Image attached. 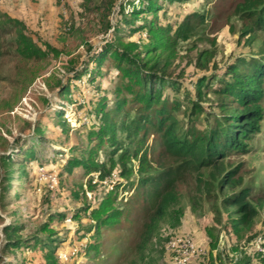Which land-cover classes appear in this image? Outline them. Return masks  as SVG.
Returning <instances> with one entry per match:
<instances>
[{
  "label": "rangeland",
  "instance_id": "1",
  "mask_svg": "<svg viewBox=\"0 0 264 264\" xmlns=\"http://www.w3.org/2000/svg\"><path fill=\"white\" fill-rule=\"evenodd\" d=\"M149 1L112 0L110 6V0H0V15L25 24V31L17 28L12 36L4 38L0 33L1 41H15L22 33L52 49L28 69L11 56L0 58V156L10 154L17 171L26 162L22 153L27 149L36 153V160L27 162V176L15 171L8 193L3 195L0 189V257L5 256L1 264H177L180 250L168 246L177 238L191 243L188 264H264V121L261 131L247 143L249 152L234 153L228 161L241 169L236 192H250L258 211L255 224L251 228L236 225L240 216L235 208L224 206L228 192L220 193L218 180L213 182L211 174L201 172L203 183H197L191 169H184L177 184L180 199L169 207L152 242L138 250L140 231L149 219L147 201L142 198L143 189H132L133 176L122 174L126 169L137 172L145 153L152 171L172 166L176 159L170 162L164 155L160 138L149 124L142 126L141 136L150 132L142 151L138 152L140 136L127 145L120 160L125 163L119 161V154H111L109 142L96 141L104 125L100 105L106 98L107 110L115 107L120 74L113 61L101 66L96 57L119 36L139 45V54L144 53L151 43V22L174 37L178 30L185 33L174 71H167L169 81L157 90L163 94L160 103L174 106L168 125H175L184 140L191 136L189 129L206 132L219 118L234 116L236 94L252 73L250 64H264V33L258 31L250 10L242 13L247 0H160L157 13L156 8H146L130 24L131 14L145 9ZM6 23L0 17V24ZM18 69L25 70L20 75ZM231 86L235 89L227 96L212 92ZM262 88L264 108V84ZM35 127L42 130L41 135L34 134ZM117 139L123 141L124 135L118 132ZM85 152L95 162L106 163L102 171L77 167L67 172L69 161ZM53 173L57 175L54 182L46 179ZM140 176L136 173L133 178L137 184H141ZM111 192L119 222L102 226L97 236L93 213ZM9 224L23 227L20 234L25 243L14 255L3 253L2 228ZM34 237L43 243H35ZM52 241L53 254L44 248L45 242ZM67 252L73 256L63 261L62 253Z\"/></svg>",
  "mask_w": 264,
  "mask_h": 264
},
{
  "label": "trees",
  "instance_id": "2",
  "mask_svg": "<svg viewBox=\"0 0 264 264\" xmlns=\"http://www.w3.org/2000/svg\"><path fill=\"white\" fill-rule=\"evenodd\" d=\"M158 1L160 0H150L145 9L134 11L129 23L133 24L136 17L144 13L146 8L150 10L156 8L155 13H157L159 11ZM245 3L249 4L242 9V13H248L250 10L249 12H252L256 17L254 24L258 31L264 33V0H247ZM112 4L113 2L110 0L109 5L112 6ZM241 8L242 6L238 7V9ZM0 17L2 20H7L6 24H0L1 37L6 38L14 35L17 28L25 31L24 22L6 14H1ZM149 27L148 37L151 43L148 44L144 53L139 54L141 51L139 45L128 42L127 39L119 36L115 37V41L107 45L102 54L96 57V61L99 60L101 66L107 60L113 61L114 67L120 73L114 90L117 97L115 107L108 111L106 98L100 105L99 112L104 117V125L101 132L97 134L99 138H96V141L101 139L103 143L109 142L111 154H119V161L124 160V155L129 149L127 145L134 143V140L141 136L142 126L149 124L151 132L156 133L155 135L160 138V146L164 150V155L168 157L170 162L173 161L172 158L176 159L171 163L172 166L165 165L160 171L155 167L152 171L150 170L151 159L145 153L142 155V161L137 172L134 173L133 170L126 169L122 174L124 178L133 176L130 181L132 189H143L142 198L147 201L146 208L149 219L144 221L142 231H140L138 250L142 251L152 242L159 224L169 215V207L180 199L177 193V184L178 177L184 169H191L192 175H196L197 183H203L201 172H204V176L206 171L213 177V182L218 180L217 185L221 187L220 193L228 192L224 195V206L235 208L236 213L240 216L236 225L251 228L258 216L257 207L250 199L249 191L239 190L236 192L241 185V169L238 165L232 167L228 161L231 160L230 158L234 153L249 152L247 143L261 131V123L264 121L262 105L264 64L256 66L250 64L252 73L244 80V89L236 94L237 107L234 109V116L228 117V120L224 118L223 121L222 118H219L206 132L199 133L197 129H189L190 141L184 140L180 138L181 135L176 131L175 125H168L174 106L164 101L160 103L159 100L163 94L160 92L159 94L158 91L162 90L165 83L169 81V78H166L167 71L170 72L171 68L172 72L174 71L175 60L179 58L177 57L179 41L185 39V33L178 30L174 37V34L170 35L165 27L158 26L155 22H151ZM2 41L0 39V58L6 55L11 56L13 58L11 60H16L22 65L27 64L26 69L31 68V65L36 66L48 54V49L52 50L47 45H43L41 41L37 42L33 37H28L22 33L18 35L15 41H8L6 44L4 40ZM135 50H138L137 54L134 53ZM200 66L203 67L204 65L200 63ZM24 70L18 69V74H23ZM13 80L12 82H14ZM234 89L235 86H231L226 90L216 89L212 92L216 95L227 96ZM65 91L68 89L62 93ZM61 115H59L60 118ZM61 123V127L66 126L64 121ZM118 132L124 135L123 141L117 139ZM41 133L42 130L39 127L34 128L35 135H41ZM149 133L148 131L146 135L142 134L138 144V152L142 151L145 136H150ZM94 134L93 132L92 135ZM22 154H24L26 162L20 163L17 171L14 169L15 163L10 154L0 156V171L2 172H0V189L3 195L8 193L15 171L22 177L27 176V162L30 164L36 160V153L33 149H27ZM109 160L113 159L109 158ZM120 162L125 163V161ZM105 164L95 162L93 156L89 152H85L81 154L80 158L75 156L69 161L67 172L72 173L77 167H83L85 170H101ZM115 166L116 163L112 161L111 169ZM227 166L230 167L227 168ZM136 173L137 176L141 175L138 180L141 184H137L133 179ZM104 174L107 173L104 172ZM113 188L112 191L114 192L119 190V186ZM137 197H139L138 193L135 195V198ZM115 199L116 197H113L111 192L101 207L93 213V218L98 222L96 226L97 236H99L102 226H107L113 220L116 223L119 222L116 216L119 214V208L114 204ZM104 215L106 216L104 217ZM22 230L23 227L10 224L2 228L5 243L3 246L4 254H16L25 243L22 234H20ZM41 230L45 232L48 227L46 228L44 225ZM33 240L35 243H43L37 237H34ZM51 243L53 241L45 242L44 248L50 249L53 254L54 249H52ZM97 249L98 247H95V251ZM4 257H0V264L4 261Z\"/></svg>",
  "mask_w": 264,
  "mask_h": 264
},
{
  "label": "built area",
  "instance_id": "3",
  "mask_svg": "<svg viewBox=\"0 0 264 264\" xmlns=\"http://www.w3.org/2000/svg\"><path fill=\"white\" fill-rule=\"evenodd\" d=\"M41 172H44V170H41ZM56 176V178H55ZM46 179L51 180L52 182H54L57 179V175H55V173H53L51 176L47 177ZM111 182V181H110ZM107 184V182H106ZM191 245L190 241L184 238H177L172 240L168 246L171 248H174L176 251L177 249H179L180 251H178V257H176V261L177 264H188L191 256H192V252H190L189 246ZM87 248V245L85 248H81V252L85 251ZM73 256V253L70 254V252L67 253H62V260L63 261H68L71 257Z\"/></svg>",
  "mask_w": 264,
  "mask_h": 264
}]
</instances>
